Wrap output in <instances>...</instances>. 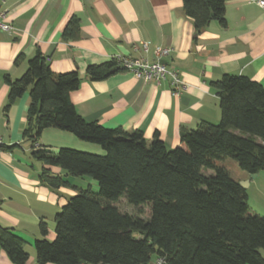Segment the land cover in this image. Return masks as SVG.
<instances>
[{"label":"trees","instance_id":"1","mask_svg":"<svg viewBox=\"0 0 264 264\" xmlns=\"http://www.w3.org/2000/svg\"><path fill=\"white\" fill-rule=\"evenodd\" d=\"M193 24V39L211 21L225 26V0H182ZM63 39H77L80 24L72 16ZM20 57L16 58L18 61ZM122 70L111 60L86 67L92 81ZM10 106L27 90L28 107L22 137L31 146L46 128L72 133L97 144L103 155L59 148L31 151L42 168L39 180L48 187L72 186L59 167L76 178L90 177L98 190L78 188L55 215V237L34 241L37 264H263L264 216L251 211L245 189L216 161L232 159L249 174L264 169V86L243 75L224 74L211 82L218 98V123L200 121L182 129L179 145L167 148L157 132L146 141L140 130L105 128L86 121L70 101L79 86L76 71L54 73L36 51L23 74L10 79ZM17 145L1 146L11 150ZM202 169L211 170L207 175ZM124 198L132 207H148L147 219L121 212ZM0 247L14 264H26L25 242L11 228L0 226Z\"/></svg>","mask_w":264,"mask_h":264},{"label":"crops","instance_id":"2","mask_svg":"<svg viewBox=\"0 0 264 264\" xmlns=\"http://www.w3.org/2000/svg\"><path fill=\"white\" fill-rule=\"evenodd\" d=\"M0 10H5L13 26L12 31L0 30V137L2 146L17 145L11 150L0 148V226L11 228L25 242L26 264H37L33 244L42 238L39 225H46L44 238L52 240L54 217L69 198L84 184L97 186L89 178L71 177L50 166L52 175L63 176L72 186L48 187L38 178L42 165L31 151L69 148L104 154L97 144L56 128L44 129L31 146L21 134L27 90L8 110L3 109L8 92L4 77H20L36 51L54 73H78L79 86L70 101L83 119L105 128L140 130L146 141L157 132L167 148L179 145L182 129H192L200 121L219 122L212 81L234 74L264 86V10L255 0H225V26L211 21L195 40L182 0H0ZM72 16L79 20L80 34L66 40L61 33ZM141 42L147 43V51L141 49ZM156 47L171 48L161 61L183 81L185 89L179 96L171 95L169 79L145 82L126 70L97 81L86 75L87 66L118 56L153 61ZM236 174L234 180L245 184L251 211L264 216V169L254 177L242 170ZM261 254L264 258V251ZM0 264H14L1 247Z\"/></svg>","mask_w":264,"mask_h":264},{"label":"built area","instance_id":"3","mask_svg":"<svg viewBox=\"0 0 264 264\" xmlns=\"http://www.w3.org/2000/svg\"><path fill=\"white\" fill-rule=\"evenodd\" d=\"M256 5L264 10V0H255ZM0 30L12 31L13 26L10 20H8L5 10H0ZM141 49L147 51V43L141 42ZM171 48L169 47H156L155 48V60L148 61L143 57H116L113 60L120 69L126 70L132 73V75L145 82L150 81L155 84H160L162 81L169 79L170 93L173 96H179L185 89V85L181 78L175 71L169 70L165 64L161 61V58L169 55ZM36 145V144H35ZM2 146V140L0 137V148ZM149 264H164L162 257L155 258L153 262Z\"/></svg>","mask_w":264,"mask_h":264},{"label":"rangeland","instance_id":"4","mask_svg":"<svg viewBox=\"0 0 264 264\" xmlns=\"http://www.w3.org/2000/svg\"><path fill=\"white\" fill-rule=\"evenodd\" d=\"M92 154H94V153H92ZM95 155H99V154H95ZM216 164L218 166L224 167L227 171H229L228 173H230L232 179H237L236 172H238L241 169L238 167L237 163L234 160H232V159L220 160V161H216ZM202 171L204 173H207V175H211L213 173L211 170H206V169H202ZM86 178H89V180H93L90 177H86ZM96 185H97V183H96ZM87 187H88L87 185L86 186H85V184L83 185L84 189ZM91 189L93 192H97L98 187L93 186ZM116 206L123 213H130V214L136 215L142 219H147V217H148L147 216L148 215V207L147 206H141L140 208L132 207L126 203L124 198H121L116 203Z\"/></svg>","mask_w":264,"mask_h":264},{"label":"water","instance_id":"5","mask_svg":"<svg viewBox=\"0 0 264 264\" xmlns=\"http://www.w3.org/2000/svg\"><path fill=\"white\" fill-rule=\"evenodd\" d=\"M251 177H254V174H251L250 175ZM240 183V185L244 188L245 187V184L243 183V182H239Z\"/></svg>","mask_w":264,"mask_h":264}]
</instances>
